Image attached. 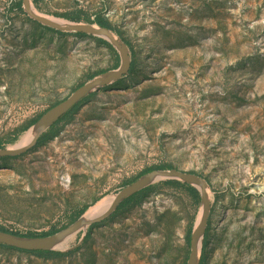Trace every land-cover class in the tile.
Returning a JSON list of instances; mask_svg holds the SVG:
<instances>
[{"label":"rangeland","instance_id":"rangeland-1","mask_svg":"<svg viewBox=\"0 0 264 264\" xmlns=\"http://www.w3.org/2000/svg\"><path fill=\"white\" fill-rule=\"evenodd\" d=\"M0 0V143L82 84L117 69L101 37L59 34ZM50 18L100 14L131 68L92 92L36 147L0 159V226L61 231L149 168L202 176L211 200L204 264H264V0H42ZM94 25H97L94 23ZM28 127V129H26ZM201 198L155 183L142 202L47 259L0 246V264H187ZM82 214V215H83Z\"/></svg>","mask_w":264,"mask_h":264},{"label":"water","instance_id":"water-1","mask_svg":"<svg viewBox=\"0 0 264 264\" xmlns=\"http://www.w3.org/2000/svg\"><path fill=\"white\" fill-rule=\"evenodd\" d=\"M22 4L24 12L31 19L44 26L61 32L84 33L87 35L104 38L118 50L121 63L117 69L95 77L94 79L77 88L68 98L48 109L34 123L32 127V130L34 131L32 140L23 146L0 148V159L6 157H18L36 147L41 136L51 127H53L65 114L73 109L84 98L89 96L92 92L115 83L126 76L130 71L132 62L129 46L121 38L116 36L111 29L101 27L99 25L97 26L92 23L66 21L58 22L50 19L48 16L37 13L34 10V3L32 0H22ZM166 180H178L183 183H187L195 187L199 192L202 203V212L200 219L198 220V223L195 225L191 234V251L187 264H200L203 241L207 231L211 212V200L208 192L209 185L206 179H204L202 176L191 172L181 171L175 168L152 170L145 173L131 184L122 188L114 196L109 208L104 213L95 218L87 219L83 214L75 222L63 230L53 235L44 237L20 236L0 230V244L24 251L66 252L70 249L62 250L58 249L57 246L69 236L83 231L84 234L81 239V241H83L86 236L87 229L94 224L102 222L112 215L123 201L157 182Z\"/></svg>","mask_w":264,"mask_h":264},{"label":"trees","instance_id":"trees-1","mask_svg":"<svg viewBox=\"0 0 264 264\" xmlns=\"http://www.w3.org/2000/svg\"><path fill=\"white\" fill-rule=\"evenodd\" d=\"M32 1H33L34 4L37 5L42 0H32ZM12 4H13L14 8L18 9L20 12L25 13L24 10H23V6H22L23 5L22 4V0L12 2ZM64 16H66L67 18H69L70 20H72L74 22H81L82 21V18H83L81 15H77L76 16V15H68V14H65ZM86 21H87V23H92V24L96 23V24H98L101 27H106V28H109V29L112 30V26H111L110 22L108 21V19H106L105 17H103L100 14L96 15V17H95L94 20H91L90 17L88 16ZM46 28H48L50 30H53V31H55L56 33H59V34H65V35L66 34H72V35H76V36H87V34H84V33H67V32H61V31H58V30H55V29H52V28H49V27H46ZM79 104H80V102L73 109H71L67 114H65L58 122H60L62 120H66L69 117H71L73 111L77 108V106ZM39 118H40V116L38 118L34 119L31 124H34ZM58 122L54 126H56L58 124ZM54 126L51 127L49 130H52L54 128ZM26 129H28V127ZM49 130L41 136V138L39 139L37 145H39L47 137ZM0 148H3V145L1 143H0ZM163 169H172V167L169 166V165H161V166H157L155 168L146 169L144 171V173L150 172L152 170H163ZM159 183H162V184H165V185H170V186H184V187H186L191 192V194L195 198H197V199L199 198V192H198V190L195 187H193V186H191V185H189L187 183H183V182L178 181V180H166V181H161ZM154 187H155V184L154 185H151V186L145 188L144 190L136 193L135 195L129 197L128 199H126L125 201H123L118 208H120L122 206H126V205H136V204L141 203L142 200H143V198L146 196V194L149 193L150 191H152L154 189ZM84 212H85V210L77 213L73 217V219L71 221V224L73 222H75L79 217H81ZM94 226H95V224L92 225L90 228H92ZM0 230L5 231V232H9V233H12V234L20 235V236H27V237H44V236L53 235V234H55V233L58 232V230H53V231L47 232V233H41V234H26V235H24V234H20V233L14 232V231H10V230H8V229H6L4 227H1V226H0ZM208 232H209V226L207 227V231H206V234H205V237H204L203 249H205L207 247V244H208V238H209ZM87 237L88 236H86V238ZM0 246L7 247V248H11V249H15V248L8 247V246L2 245V244H0ZM15 250L21 251V252H27V253L35 254V255H38V256H41V257H45L47 259L64 258V257L69 256L72 253L71 250H68L66 252H62V251H24V250H19V249H15ZM200 264H204V257L203 256L201 257Z\"/></svg>","mask_w":264,"mask_h":264},{"label":"bare ground","instance_id":"bare-ground-1","mask_svg":"<svg viewBox=\"0 0 264 264\" xmlns=\"http://www.w3.org/2000/svg\"><path fill=\"white\" fill-rule=\"evenodd\" d=\"M34 10L37 13H39L35 7H34ZM50 19L58 21V22H65V21H62V20H59L56 18H50ZM33 136H34V131L31 129L18 143H16L15 145H13L11 147H19V146L26 145L27 143H29L32 140ZM113 199H114V196H109V197L103 198L102 200L97 202L94 206L90 207L89 210H87V212L84 214V216L87 219H91V218H95V217L101 215L102 213H104L109 208ZM78 233H80V232H78ZM78 233H75V234H72L71 236H69L66 240H64L62 243H60L57 246V248L58 249L63 248L65 246V243L69 242L70 239Z\"/></svg>","mask_w":264,"mask_h":264}]
</instances>
